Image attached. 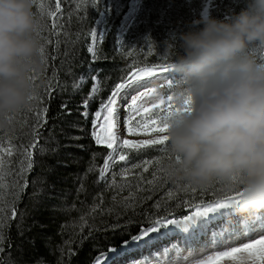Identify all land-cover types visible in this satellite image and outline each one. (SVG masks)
Wrapping results in <instances>:
<instances>
[{"label":"trees","instance_id":"obj_1","mask_svg":"<svg viewBox=\"0 0 264 264\" xmlns=\"http://www.w3.org/2000/svg\"><path fill=\"white\" fill-rule=\"evenodd\" d=\"M120 1L119 9L111 6L113 0H61L62 12L56 20L58 27L53 30L52 19H44L46 27L40 36L48 56L44 73L47 85L32 103L43 115L36 118L28 108L15 117L14 132L0 131L4 146L7 147L10 136L17 148L10 157L14 173L19 171L21 146L36 144L38 137L31 172L25 173L24 177L13 175L8 178L10 184L17 179L20 183L27 179L28 187L16 205L15 219H10V208L5 209L4 251L0 254L3 264H92L110 245H118L128 238L119 233L137 234L141 227L149 226L146 214L154 218L167 217L172 214L169 213L171 208L177 213L175 217L180 218L192 209L190 206L200 204L198 200L181 203L184 200L198 196H202L203 202L218 199L212 191L205 192L193 186L178 191L184 183H176L170 199L150 194L153 190L148 181L158 174L163 175V179L155 181L159 191L162 187L167 191L174 187L173 183H166L164 172H157L168 159V153L160 152L159 148L139 153L141 167L144 160L152 161L149 172L134 174L135 181L145 183L142 192L121 194L107 189L99 180V170L109 150L96 145L91 135L92 119L100 101L108 98L118 82L129 79L136 68L168 64L164 42L189 31L191 22L199 18L205 7L213 17L222 19L233 11L238 12L244 6V0H140L135 20L123 36L119 31L132 0ZM41 2L45 8L55 7V0H36L34 12H38ZM104 15L107 16L104 37L96 49L98 59L91 64L90 70L92 54L88 47L92 32ZM253 55L258 60L264 58V53L259 50ZM81 76L85 77L84 82L80 81ZM93 76H96L95 80ZM97 81L100 90L90 101L89 116L85 119L81 115L85 110L83 103ZM41 146L46 151L41 152ZM93 153L97 154L94 158ZM157 157L161 158L159 163H155ZM90 166L93 170L89 172ZM121 167L116 163L111 173L116 172L118 176ZM16 190L12 188L11 192ZM12 199L13 196L7 194L6 200ZM166 201L169 206L180 205L160 209ZM125 202L134 207L127 208L123 218L116 221L119 205ZM93 205L100 207L94 212V218L92 214L87 215L88 226H83L80 217L88 214ZM109 207L114 208L111 214L106 212ZM129 220L131 224H127ZM114 224L126 226L113 230L110 226Z\"/></svg>","mask_w":264,"mask_h":264},{"label":"clouds","instance_id":"obj_2","mask_svg":"<svg viewBox=\"0 0 264 264\" xmlns=\"http://www.w3.org/2000/svg\"><path fill=\"white\" fill-rule=\"evenodd\" d=\"M34 6V0H0V131L6 133L15 131V117L47 85ZM257 50L264 53V0H244L222 19L203 11L189 31L164 42L179 109L166 121V178L238 194L237 213L252 215L264 211V58L253 55ZM154 87L150 103L166 93ZM198 259L180 249L150 264Z\"/></svg>","mask_w":264,"mask_h":264},{"label":"snow or ice","instance_id":"obj_3","mask_svg":"<svg viewBox=\"0 0 264 264\" xmlns=\"http://www.w3.org/2000/svg\"><path fill=\"white\" fill-rule=\"evenodd\" d=\"M36 0H34V4ZM205 12H208V7L204 8ZM62 12L61 0H55L54 9H45V5L41 2L38 5V12L35 14L41 19L39 35L42 34L43 29L46 27L44 17L52 19V28L55 30L58 25L56 20L59 18L58 14ZM95 37L96 33L92 32V45L88 47V52L92 54V58L89 62V69L91 70V64L96 62L98 59L97 53L95 51ZM101 40H103L104 33L100 34ZM48 43H51L49 41ZM46 44H43L41 48V55L45 60L48 61V56L46 55ZM106 58V57H105ZM158 73L169 74L166 77V81L159 83L160 87L166 88L169 91L157 102L147 105L144 103L145 98H150L149 94L155 92V87L150 82L142 84L143 91H138V94L133 92H128L127 95L131 99V103H127L126 99H121L118 105V97L125 89H129L132 84L139 83L141 81H147L148 78L155 77ZM99 73L97 72L96 75ZM94 80L96 76L92 77ZM81 82L85 81V77L81 76ZM174 85V77L171 75L170 68L168 64L164 65H153L138 67L135 69L131 79H125L122 82H118L114 86V90L108 96V98L102 99L100 101L99 107L93 114L92 119V132L91 135L98 146H104L111 150L107 158L104 161L103 167L99 170V180H103L105 175L108 173L110 168V161L115 162L117 157L119 161H126L130 156L132 151L139 152L141 149H153L155 146H162L158 150L160 152H167V142L168 137L165 135L168 129L166 123L167 118L171 115L173 111H179L175 108L172 103L171 88ZM99 81L93 85L91 88V93L88 98L84 100L83 107L84 111L81 115L87 119L89 116V103L93 100L96 94L99 92ZM33 99H37L34 96ZM66 107V105H63ZM126 108L127 112L125 116L121 115V109ZM185 111L188 110L185 106ZM25 110L21 111L23 113ZM28 111H32L29 109ZM47 112V108L44 109ZM139 117V119H137ZM127 124V131L130 135H149L151 133H161L163 135L156 136L152 139L142 140L138 143L130 142L128 139H122L120 134L121 122ZM47 121L45 120L44 123ZM72 139H79V137H72ZM36 144H38V137ZM36 144H30L27 148H24V159L21 161V168L18 172H13L11 170L12 161L11 156L15 154L17 148L12 143V138L9 136L7 141V147L4 146L2 140H0V254L3 253V244L5 240L4 234V217L6 215L5 209L10 208L11 218L15 219L17 215V203L21 198V194L28 187L27 179H24L23 183L17 179L12 184L9 183L8 178L15 175L16 177H24L26 172L30 173L34 167V150ZM23 147V146H21ZM80 147H83L82 145ZM127 150V151H125ZM41 152L46 151L43 146L40 148ZM55 151V150H54ZM93 153V158L96 156ZM7 157V159H6ZM168 159L170 157H167ZM160 157H157L155 163L160 162ZM152 163L150 160L143 161V172L147 173L149 171V165ZM141 163L131 164V168H139ZM93 166H90L88 171H92ZM130 168L125 167L119 171V175L126 179L129 175ZM158 173H163L162 168L157 169ZM87 175V173L85 174ZM113 178L108 187L117 186L116 176L117 173L113 172ZM157 179H163V175H156L154 179L149 180V184H154ZM99 182V181H98ZM83 187V186H81ZM191 187V185H187ZM12 188H16L15 192H11ZM220 189V188H219ZM205 192L212 191L214 194L217 191V186L209 187L207 189H201ZM170 190L169 195L171 194ZM195 191V189H193ZM7 194L13 196L12 201L8 202L6 200ZM113 201L116 200L115 195L113 196ZM127 201V198H125ZM103 201H101V204ZM239 204L238 194L226 195L225 193L221 198L214 199L212 201H207L200 203L192 207V213L190 215H184L180 218H167L162 216L159 218H154L151 215L146 214V220L149 226L141 227L137 234H131L130 232H121L120 235H127L128 238L121 241L119 245H110L108 252L102 256H98L95 260V264H102L103 260H107V264H143L142 261L135 260L134 257L140 253L143 249L150 248L156 243V238L152 237L153 233L160 234L161 236H176L182 235L185 246L189 251L197 254L198 249L206 248L205 235L209 231V225L214 221L223 218L225 215L232 217L237 215L236 207ZM123 206L127 208L134 207L133 204L125 202ZM73 208L75 205L72 206ZM100 205H93L88 214H84L80 217L83 222V226H88L86 223L87 215L92 214L94 218V212ZM159 207V205H157ZM220 210H230L227 213H221ZM114 211L113 207L106 209V212L111 214ZM220 213L219 216L213 215ZM242 213V212H241ZM119 218V213H117V219ZM132 221L129 220L127 224H131ZM126 225L114 224L110 227L115 230L120 227H125ZM162 229L168 231L161 232ZM259 231L258 238H249L246 241L242 240V237H252L254 232ZM238 240L240 243L238 246H228L233 240ZM213 245L217 247L224 245V250L215 251L214 254L208 255L206 258H200L197 260V264H264V211H258L256 214H248L243 219L229 221V226L227 228H222L220 231H212L211 241ZM180 249H176L179 251ZM167 252L168 250L165 249ZM0 264L3 261L0 260Z\"/></svg>","mask_w":264,"mask_h":264},{"label":"rangeland","instance_id":"obj_4","mask_svg":"<svg viewBox=\"0 0 264 264\" xmlns=\"http://www.w3.org/2000/svg\"><path fill=\"white\" fill-rule=\"evenodd\" d=\"M85 1V0H84ZM120 0H113L111 6H116V8H119L120 9ZM100 4L102 2H99ZM139 3H140V0H132V3H131V9L128 13V15L126 16V18L124 19L122 25H121V28H120V31H119V34L120 36H123L129 26L131 25V23L133 22L134 18H135V15H136V12L138 10V7H139ZM37 4L35 3V6ZM63 7V6H62ZM50 8V6H48L47 8L45 9H48ZM118 11V10H117ZM110 12L107 11L105 13V15ZM103 16L102 18H100L99 22L97 23V25L95 26L93 32L96 33V37H95V51L97 49V46L99 44V42L101 41V37H100V34L101 33H104L103 32V29H104V26L106 24V19H107V16ZM45 19V17H44ZM120 43H122L121 40H119ZM93 41H92V37H91V44L90 46L92 45ZM159 74V73H158ZM172 75V74H171ZM167 77V76H166ZM166 77H157L156 79H154L153 77L151 78H148L147 81H145L144 83H148L150 82L152 85H157L159 83H162V82H165L166 81ZM137 83L135 84H132L131 87L129 88L131 91H135L137 88H139L140 86H136ZM128 89H125L124 91L121 92L120 94V97H118V105L120 104L121 102V99H124L125 97V94L127 92ZM143 87L141 89H138L135 93L133 91L134 94H138V91H143ZM165 91L167 92L168 89H165ZM35 101V100H34ZM37 102V101H36ZM34 103V102H33ZM127 103H131V99L129 98L127 100ZM144 103L147 104V105H150V98H145L144 100ZM29 109H31L32 111H29L30 113H32L36 118L37 117H41L43 115V113L39 110V108H37L35 106V104H33ZM127 112V109L126 108H123L121 109V115L122 116H125V113ZM137 119H139V117H137ZM125 120H126V116H125ZM120 134H121V137L122 139H128L130 142H133V143H138L142 140H147V139H152V138H155L156 136H160V135H163L161 133H151L149 135H130L127 131V124L124 122V120H122L121 122V126H120ZM100 147H104V146H100ZM162 146H155L153 149H141L139 152H136V151H132L131 153V156L126 160V161H119L118 157L116 159L115 162H112L110 161V168H109V171L108 173L105 175V178L104 179H109L110 178V175H111V170L113 169V166L118 163L120 166H122L119 171L125 167H129L130 168V172H129V175L126 179L122 178L119 174L118 176L120 177L118 183H117V189L119 190V192L121 191V194H123L122 192H127V193H131L132 191L135 192V195H138L139 192H142L143 191V187H144V184L142 182H137L134 180V174L138 173V172H143V167H139V168H135V169H132L131 168V164L133 163H140L141 159L139 157V153H143L145 151H150V150H154L156 148H160ZM24 148H27V146H23L21 149H20V153H19V157H18V170H20L21 168V161L24 159V151L23 149ZM106 148V147H105ZM107 149V148H106ZM109 150V149H108ZM111 150H109L110 152ZM127 151V150H125ZM150 170V169H149ZM149 172V171H148ZM27 173V172H26ZM168 180V179H167ZM166 183H172L170 182L169 180L166 182ZM174 187L170 188L168 191L165 190L163 187H162V190H158V186L154 183V184H148V186L152 187V190L153 192H151L150 194H160L162 196H165L167 198H171L174 194V191H171V194L169 195L170 193V190H176V183H173ZM180 188H177L178 191H183L186 187H187V184H184L183 186H179ZM205 193V192H204ZM215 198H221L223 196V192L219 189V187L217 186V191L215 193ZM134 199H137V198H134ZM205 199V198H204ZM194 200H198L200 203L203 202L202 200V196H198L197 198H192V199H188V200H184V202H181V203H190V202H193ZM195 203V201L193 202ZM165 206H162L160 207V209H163V208H167V207H179L180 203L179 204H176L175 206H169V201H166L164 203ZM169 213H172V214H169V216H167V218H176V214L174 212V210H172L171 208L169 209ZM118 213H120L119 215V218L117 219V214L115 216V220L116 221H120L122 218H123V215L126 213V208L123 206L122 203H120L119 205V210H118ZM192 213V209L187 211L186 212V215H190ZM166 229H162L161 232L163 233ZM212 231H216L214 230L213 228H210L208 234L212 235ZM155 234V233H153ZM259 236V231L257 232H254L252 237H242L241 239L246 241L247 239L249 238H258ZM205 243L207 244V247L206 248H202V249H198L197 250V257L198 258H206L208 255H212L215 253V251H218V250H224L225 246L224 245H221L219 247H217L216 245H213L212 243H210L211 241V236L209 237H205ZM174 240V244L172 247L170 248H167L169 249L167 252H164V253H168L169 255H172L175 253V250L173 249L175 246H177L178 248H183L184 249V244H181L179 243L177 240H175V238L173 239ZM240 243V241L238 240H233L232 243L228 246H238V244ZM119 245V244H118ZM106 252H104L103 254L107 253L108 250H105ZM189 250H186L185 249V252H188ZM152 253V252H151ZM147 253L145 254L143 257H135L134 259L135 260H143V264H150V261H148L150 258H152V260L156 259L159 255H162L164 253ZM102 254V255H103ZM100 255V256H102ZM151 260V261H152ZM92 264H95V260L93 261Z\"/></svg>","mask_w":264,"mask_h":264},{"label":"bare ground","instance_id":"obj_5","mask_svg":"<svg viewBox=\"0 0 264 264\" xmlns=\"http://www.w3.org/2000/svg\"><path fill=\"white\" fill-rule=\"evenodd\" d=\"M167 75H169V74H166V73H159V74H157L155 77H153L154 79H156L157 77H166ZM145 81H141V82H139V83H137V85L136 86H140L139 88H137L135 91H134V93L138 90V89H141L142 87H141V85L142 84H145L144 83ZM131 90L130 89H128L127 90V92H126V94H125V97H124V99H126V100H128L130 97L127 95V93L128 92H130ZM133 91H131V92H133ZM113 178V175H112V173H111V175H110V178L109 179H103V180H101V182L103 183V184H105L104 186L107 188V189H109V190H115V191H118L119 192V190L117 189V187L115 186V187H108V185L110 184V183H108V181L110 180V179H112ZM119 179H120V177L119 176H116V181H117V183H118V181H119ZM121 192V191H120ZM228 211H230V210H220V212L221 213H227ZM236 211V210H235ZM237 212V211H236ZM213 215H217V216H219L220 215V213H216V214H213ZM248 214L247 213H237V215H235V216H232V217H229V216H227V215H225L223 218H221V219H218V220H216V221H214L213 223H217V222H224L223 224H221V227L222 228H224V227H228L229 226V221H235V220H239V219H242V218H244V216H247ZM209 227H210V225H209ZM166 231H168V230H165L164 232H166ZM210 237L211 235L210 234H208V232H207V234L205 235V237ZM152 237H155L156 238V243L154 244V246H159V247H156V248H153V246L152 247H150V248H146V249H143L140 253H138L135 257H143L145 254H147V253H151V251L153 250V251H160V252H157V254H159V253H164V252H166L165 251V248L169 245V243H165V240H167V239H171V237L173 238V237H175V239L176 240H179L178 242L180 243L181 241L182 242H184L183 241V238H182V235H176V236H167V237H164V236H161L160 234H157V233H155V234H152ZM164 237V238H163ZM204 237V238H205ZM163 238V239H162ZM160 244H162L161 246H160ZM178 247L177 246H175L173 249L176 251V249H177ZM178 249H182L184 252H185V249H183V248H178ZM167 250H169V249H167ZM186 250H189L187 247H186ZM152 254V253H151ZM134 257V258H135ZM152 260V258H150L148 261H151ZM138 261H143V260H138ZM102 264H107V260H103L102 261Z\"/></svg>","mask_w":264,"mask_h":264}]
</instances>
